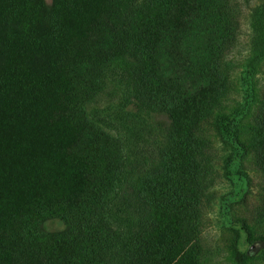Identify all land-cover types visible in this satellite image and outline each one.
Segmentation results:
<instances>
[{
	"label": "rangeland",
	"instance_id": "1",
	"mask_svg": "<svg viewBox=\"0 0 264 264\" xmlns=\"http://www.w3.org/2000/svg\"><path fill=\"white\" fill-rule=\"evenodd\" d=\"M116 1L119 18H133L136 27L145 17H178L186 28L181 44L200 58H214L206 67L211 82H199L204 87L192 113L186 105L150 100L130 57L132 28L126 51L94 60L97 67L100 62V93L74 97L82 89L78 75L88 73L78 61L97 49V42L88 41L91 24L111 1L0 0V60L8 73L0 74V125L12 123L20 144L34 137L53 145L34 165L37 185L29 174L18 186L46 197L71 193L80 158L66 148V137L46 134L43 118L53 116L59 128L80 135L88 123L110 132L119 154L98 213L117 232L108 249L116 264L125 243L140 245L137 231L149 223L154 264H264V0ZM216 3L227 9L223 17L230 26L217 35L218 47L207 51ZM38 51L47 52L48 64L33 71L31 57ZM189 121L202 128L194 156L181 136ZM0 144L6 142L0 138ZM197 175L204 187L188 191ZM125 194L131 203L123 207ZM45 228L65 230L57 219ZM234 249L254 260L239 263Z\"/></svg>",
	"mask_w": 264,
	"mask_h": 264
},
{
	"label": "trees",
	"instance_id": "2",
	"mask_svg": "<svg viewBox=\"0 0 264 264\" xmlns=\"http://www.w3.org/2000/svg\"><path fill=\"white\" fill-rule=\"evenodd\" d=\"M110 1L106 10L98 13L94 25L91 24L88 41L97 42V49L87 50L86 56L89 60L78 61L77 66H83L88 73L85 76L78 75V88L82 89L74 91V97L100 93L96 85L100 62L114 57L118 51H126L128 30L134 28L135 41L130 57L136 63L141 91L150 100L186 105L182 108H188L192 113V107H195L193 104L204 87L199 82L202 79L211 82L206 67L207 63L213 62L212 55L200 58L190 47L181 44L186 28L178 17L166 15L154 21L145 17L140 22L142 25L137 23L136 27L133 18L120 19L117 1ZM219 3L213 7V43L210 39L207 40V51L215 45L218 47L217 35L228 30L230 26V22L226 23L223 17L227 9ZM182 47L185 48L184 51H181ZM46 53L35 52L29 68L34 71L46 66ZM96 57L100 61L98 67V63L94 61ZM4 67L0 60V74L7 75ZM188 79L193 80L189 87ZM170 113L173 114L172 111ZM193 114L191 119L196 115ZM2 115L6 118L8 116L6 111ZM43 119L44 124L48 125L49 131L46 134L53 140L55 136L66 137V148L80 158L76 169L75 189L59 197L41 196L31 189H21L18 184L29 174L32 177V186L37 185V177L33 176L34 165L42 151L53 145L49 146L46 140L38 141L34 137L29 142L20 144L16 136L17 128L12 123L3 122L4 125H0V138L6 144H0V207L12 205L13 209L6 212L0 210V264H116L108 249L109 242L117 236V232L110 224L98 218L99 209L107 198L108 186L114 177L113 172L119 165L118 151L109 141L114 140L113 135L88 123L80 135L74 129L65 131L59 128L53 116ZM191 121L184 127L185 134L181 131V136L188 138L189 141L185 144L192 146L189 152L194 156L196 151L199 152L197 144L202 128L193 126ZM260 137L263 142L261 157H264V120ZM191 186L193 188L187 189L188 191L195 190L196 186L202 188L204 183L197 175ZM130 203L128 195L125 194L122 206ZM53 219L62 222L65 226L63 232H51L45 228V223ZM152 232L153 223L141 226L137 231L140 245L125 243L119 253L120 264H154ZM234 257L239 263L254 260L249 252L241 253L237 249H234Z\"/></svg>",
	"mask_w": 264,
	"mask_h": 264
}]
</instances>
